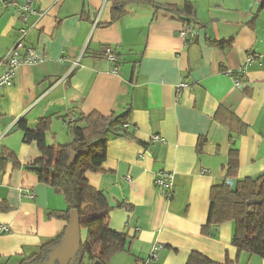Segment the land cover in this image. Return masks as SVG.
I'll return each instance as SVG.
<instances>
[{
  "label": "crops",
  "instance_id": "0c3cea01",
  "mask_svg": "<svg viewBox=\"0 0 264 264\" xmlns=\"http://www.w3.org/2000/svg\"><path fill=\"white\" fill-rule=\"evenodd\" d=\"M24 1L0 0V59L18 37L17 7ZM114 1L33 0L37 13L26 40L46 59L19 66L12 86L0 93V225L10 227L0 232V264L32 255L27 264H50L51 247L40 248L61 233L52 247L59 252L65 239L67 255L52 264L95 263L81 251L87 233L67 234L69 221L50 214L65 211L67 202L25 168L41 153L17 128L22 118L34 127L50 117L47 144L68 143L66 115L73 108L103 115L130 110L127 133L110 135L101 170L86 174L112 207L110 227L128 237L110 264L145 262L156 244L164 245L157 264H186L194 251L220 263L264 264L233 245L234 222L202 231L211 190L226 180L233 147L239 151L233 187L264 174V63L247 61L249 54L264 55V0H144L164 8L192 2L190 23L141 0L114 20ZM188 26L195 36L186 40L181 32ZM106 47L118 55L117 72ZM241 66L245 77L236 85L227 71ZM182 81L191 86L179 91ZM228 110L245 125L242 133ZM156 134L165 141L152 142ZM4 149L16 154L19 166L2 163ZM162 171L174 174L171 197L156 186ZM74 255L81 258L72 262Z\"/></svg>",
  "mask_w": 264,
  "mask_h": 264
},
{
  "label": "trees",
  "instance_id": "16d2710c",
  "mask_svg": "<svg viewBox=\"0 0 264 264\" xmlns=\"http://www.w3.org/2000/svg\"><path fill=\"white\" fill-rule=\"evenodd\" d=\"M137 0H116L113 3V19L121 17L129 3ZM148 2L159 8V5ZM176 17L190 23L195 16L196 7L192 2H186L183 8L165 7ZM224 48L223 43H218ZM228 45V44H227ZM226 46V45H225ZM229 111V110H228ZM228 117L236 119L242 125V133L245 125L231 111ZM68 133L71 140L60 145H49L46 142V134L50 130L51 118L38 119L34 127H30L26 119L17 122V128L24 132V141L29 143L36 141L41 155L32 162L25 164L28 171L35 173L39 180L50 184L57 193L62 194L67 202L65 211H55L50 214L62 217L70 221L71 212L76 210L80 217V227L86 228L87 238L81 245L82 253L89 255L94 262L110 264L112 256L123 251L127 243V234L114 231L109 224L112 207L104 193L95 188L86 177L88 171L101 170L106 160L108 141L110 135L127 133L124 125L129 124L130 110L122 114L103 115L99 112L85 114L73 108L67 115ZM228 118V125L234 130V126ZM204 140L198 143V152L203 150ZM238 148L230 150L226 180L213 186L210 195V209L206 224L202 227L204 234H211L212 227L226 222L235 223L233 245L239 252L250 255H258L264 258V174L255 178L239 179L233 187L232 180L236 178L239 169ZM75 153L76 156L71 165L69 160ZM2 163L12 160L19 166L16 154L8 149L3 150ZM256 199L259 202L247 204V201ZM64 233L49 239L40 250L45 251L49 247L58 244ZM35 255L24 258L19 264H27ZM136 260L135 264H144ZM186 264H230L216 262L199 252H192Z\"/></svg>",
  "mask_w": 264,
  "mask_h": 264
},
{
  "label": "built area",
  "instance_id": "2783aa9c",
  "mask_svg": "<svg viewBox=\"0 0 264 264\" xmlns=\"http://www.w3.org/2000/svg\"><path fill=\"white\" fill-rule=\"evenodd\" d=\"M61 1V0H58ZM18 18L20 20V26L18 28V37L12 47L7 53L0 59V93L7 87L12 86L14 82L15 72L19 66L23 64H33L46 59L44 56H40L36 50L27 44V35L30 29L29 19L32 14H36L37 10L33 7V0H25L22 4L18 5ZM181 35L186 39L193 38L195 31L192 27H185ZM104 56L114 63L113 71H118V55L113 51L112 48L106 47ZM264 63V55L252 53L248 55L247 61L249 63L254 61ZM232 76L236 85H240L241 80L245 77V67L241 66L237 69H229L227 71ZM186 81H182L178 85V90H182L190 87ZM129 124L124 125L128 128ZM152 142L163 143L165 139L160 135L156 134L151 139ZM156 186L166 195L171 197L174 189V174L170 171H162L156 178ZM10 227L8 225H0V232H8ZM164 245L156 244L153 246L150 257L145 261L144 264H157L159 260V254L163 250Z\"/></svg>",
  "mask_w": 264,
  "mask_h": 264
},
{
  "label": "water",
  "instance_id": "95a60500",
  "mask_svg": "<svg viewBox=\"0 0 264 264\" xmlns=\"http://www.w3.org/2000/svg\"><path fill=\"white\" fill-rule=\"evenodd\" d=\"M76 154L75 153H72L71 157H70V160H69V165L72 164V162L74 161V158H75ZM255 202H259V200L257 201L256 199H251L249 201H247V204H253ZM80 217H79V214L76 210L72 211L71 212V217H70V221H69V227H68V231H67V234L73 232L75 233L78 237L80 236ZM212 229L214 231L218 230V227L217 226H214L212 227ZM65 240V239H64ZM64 240L60 243L59 245V249L60 251L59 252H55V249L56 247H51L49 249V255H48V261L50 262V264L54 263L57 259L58 260H64L65 257H66V249L64 250L65 247V242ZM46 253H43L41 255L42 258L46 257ZM77 258H81L80 256L79 257H76L75 255L73 256L72 258V262L76 261ZM94 264H102L100 261H96Z\"/></svg>",
  "mask_w": 264,
  "mask_h": 264
},
{
  "label": "rangeland",
  "instance_id": "374dc122",
  "mask_svg": "<svg viewBox=\"0 0 264 264\" xmlns=\"http://www.w3.org/2000/svg\"><path fill=\"white\" fill-rule=\"evenodd\" d=\"M82 233H83V234L87 233L86 228H82Z\"/></svg>",
  "mask_w": 264,
  "mask_h": 264
}]
</instances>
